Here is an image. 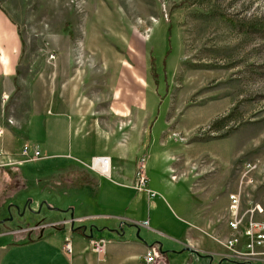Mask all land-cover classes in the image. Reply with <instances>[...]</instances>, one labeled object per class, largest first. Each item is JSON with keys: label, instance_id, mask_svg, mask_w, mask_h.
Returning <instances> with one entry per match:
<instances>
[{"label": "rangeland", "instance_id": "1", "mask_svg": "<svg viewBox=\"0 0 264 264\" xmlns=\"http://www.w3.org/2000/svg\"><path fill=\"white\" fill-rule=\"evenodd\" d=\"M0 8L21 39L3 114L10 125L48 92L70 91L92 108L120 92L145 114L142 145L131 139L127 149L146 176L141 196L128 211H93L85 224L102 216L128 237L177 250L194 213L223 212L227 188L242 190L243 211L264 209V0H0ZM115 146L103 153L116 158ZM41 157L21 158L29 181L0 187V220L34 235L62 215L50 206L91 192L60 193L61 169L32 162Z\"/></svg>", "mask_w": 264, "mask_h": 264}, {"label": "crops", "instance_id": "2", "mask_svg": "<svg viewBox=\"0 0 264 264\" xmlns=\"http://www.w3.org/2000/svg\"><path fill=\"white\" fill-rule=\"evenodd\" d=\"M20 54L18 27L0 8V187L29 181L22 171L28 163L21 166L26 163L21 160L23 147L29 144L42 152V157L32 162L42 161L49 169H61L57 179L60 193L63 188L91 192L89 199L80 197L86 196L84 192L75 193L77 200L66 202L67 197L66 201L61 199L62 206L52 205L62 215L54 222L37 226V235L31 233L32 227H17L8 220H0V264H264V255L241 259L226 245L232 232L227 222L229 196L238 191L235 187L227 188L228 204L223 212L204 215L202 219L194 213L196 221L186 230L179 243L181 249L177 250L169 248V241L128 237L126 231L120 233L116 226L105 223L102 216H98L95 225L85 224L82 220L86 217L97 216L89 213L128 211L141 196L138 165L127 149L131 139L135 150L142 145L145 114L141 117L120 92L111 93L110 102L103 108L83 105L81 98L70 91L48 92L38 98L42 102H30L22 112L11 114L14 123L10 125L3 114L18 73ZM113 144L120 151L116 158L103 153ZM104 157L108 158L107 164L102 162ZM83 225L88 226L86 233L81 229ZM90 227H94L93 237L89 236ZM104 229L112 234L95 235ZM101 238L107 244L105 251L99 253L92 239ZM177 239H173V247L178 244ZM68 241L72 244L71 253L64 249ZM247 242V237H242L238 248L245 250ZM149 250L156 257L153 263L146 260Z\"/></svg>", "mask_w": 264, "mask_h": 264}, {"label": "built area", "instance_id": "3", "mask_svg": "<svg viewBox=\"0 0 264 264\" xmlns=\"http://www.w3.org/2000/svg\"><path fill=\"white\" fill-rule=\"evenodd\" d=\"M33 150V153L31 151ZM22 154L27 161L38 158L41 152L38 148L32 147L29 144L24 145ZM108 158H102V162L107 164ZM240 180V179H239ZM139 186L142 188L146 184V176L144 171L138 173ZM230 203L228 208V225L232 232L226 241L228 248L234 251L236 256L241 259L254 258L257 255H264V251L259 249L264 248V209L261 204L253 205L251 208L242 210V190L232 192L229 196ZM247 237L248 242L246 249H239V243L242 237ZM94 249L102 253L105 251L106 239H92ZM64 249L67 253L73 251L71 242L64 244ZM156 257L152 250H149L146 255L148 263H153Z\"/></svg>", "mask_w": 264, "mask_h": 264}, {"label": "water", "instance_id": "4", "mask_svg": "<svg viewBox=\"0 0 264 264\" xmlns=\"http://www.w3.org/2000/svg\"><path fill=\"white\" fill-rule=\"evenodd\" d=\"M50 208H54V207H51V206H50ZM82 227H83V229H84V232L86 233V230H87L88 226H87V225H83ZM93 228H94V227H90V228H89V230H90L89 236H91V237H93V235H94V233H93Z\"/></svg>", "mask_w": 264, "mask_h": 264}, {"label": "trees", "instance_id": "5", "mask_svg": "<svg viewBox=\"0 0 264 264\" xmlns=\"http://www.w3.org/2000/svg\"><path fill=\"white\" fill-rule=\"evenodd\" d=\"M81 229H83V227Z\"/></svg>", "mask_w": 264, "mask_h": 264}, {"label": "bare ground", "instance_id": "6", "mask_svg": "<svg viewBox=\"0 0 264 264\" xmlns=\"http://www.w3.org/2000/svg\"><path fill=\"white\" fill-rule=\"evenodd\" d=\"M107 162H108V160H107Z\"/></svg>", "mask_w": 264, "mask_h": 264}]
</instances>
